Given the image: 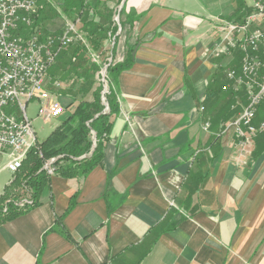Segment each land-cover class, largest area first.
<instances>
[{
  "label": "crops",
  "instance_id": "crops-1",
  "mask_svg": "<svg viewBox=\"0 0 264 264\" xmlns=\"http://www.w3.org/2000/svg\"><path fill=\"white\" fill-rule=\"evenodd\" d=\"M124 4L133 22L119 23L112 62L131 49L132 65L117 77L119 114L102 163L84 179L54 174L38 206L0 225V264H264V134L255 160L239 156L224 127L246 97L218 92L229 85L225 72L239 71V56L208 52L213 21H240L251 4ZM58 17L48 32L63 25ZM9 161L0 156V196L14 180Z\"/></svg>",
  "mask_w": 264,
  "mask_h": 264
},
{
  "label": "built area",
  "instance_id": "built-area-1",
  "mask_svg": "<svg viewBox=\"0 0 264 264\" xmlns=\"http://www.w3.org/2000/svg\"><path fill=\"white\" fill-rule=\"evenodd\" d=\"M36 15L35 0H0V156L7 155L10 159L6 169L13 178L30 150L38 145L32 121L26 113L29 103H38L37 115L43 122L57 120L65 114V105L49 92L47 85L48 70L56 63L58 55L71 45L81 43L87 46L92 62L100 66L98 58L88 48L78 19L65 20L61 33L43 34L34 25ZM115 21L119 33L118 16ZM213 23L214 41L208 49L211 56L240 55L239 71L232 68L225 72L229 85H223L221 91L231 92L236 97L243 92L246 104L225 124L224 132H231L237 138L239 156L249 157L255 141L264 134V0H253L249 12L240 21L216 18ZM111 64L110 57L101 71L104 103L109 86L106 68ZM56 85L62 87L59 83ZM238 104H233L231 109H236ZM204 125L208 130L207 122ZM58 159L45 160L41 170L53 176ZM15 205L27 209L34 202L26 197Z\"/></svg>",
  "mask_w": 264,
  "mask_h": 264
},
{
  "label": "trees",
  "instance_id": "trees-1",
  "mask_svg": "<svg viewBox=\"0 0 264 264\" xmlns=\"http://www.w3.org/2000/svg\"><path fill=\"white\" fill-rule=\"evenodd\" d=\"M37 4V15L35 18V26L40 25L38 20L48 21L57 17L56 8L62 9L64 15L71 17L75 16L81 23L80 30L84 34L85 41H88L92 46V51H100L104 47V44L112 40L113 45L109 50L108 58L115 57L116 38L114 36L117 32V27L111 30H105L102 26H97V17L102 15L98 11L99 7L103 10H107L106 1L104 0H35ZM123 0H117V5H120ZM125 4L120 9L119 23L122 30L124 29V23L131 24L133 19L131 16L126 15ZM112 12L106 11L104 17L109 21L112 17ZM65 15V16H66ZM66 16V17H67ZM125 16V21H122V17ZM68 18V17H67ZM109 39V40H108ZM132 50L128 49L126 58L122 63H115L109 65L107 69V76L109 78V93L104 95L107 103L108 111L103 113L105 107L103 105L104 100L102 98V85H99L91 93V101L74 98L73 101L66 106L71 108L74 103H77L73 108V111L63 119L59 126L41 143H38L37 147H34L27 154L25 160L22 163L21 168L15 175L14 180L5 187L2 196H0V206L2 202L14 196L17 192L30 193L33 199L34 205L31 208L21 209L19 207L11 206L9 209L3 211L0 208V225L3 223L12 221L18 218L19 215L28 213L33 207L40 204L38 202L39 196L49 183L50 176L41 170L45 160L52 158H59L55 163V175L61 176L66 179H84L87 177L91 170L101 165L103 157V145L107 140L111 131V119L119 114V104L115 96V88L117 86L118 75L126 70H130L132 65ZM239 62H240V55ZM50 75L52 78L58 77L59 81H66L75 75L82 82H87L93 78V76L100 72V68L97 64L91 61L89 57L87 46L76 43L71 45L67 50L62 51L58 55V61L56 62ZM223 84H219L218 92H222ZM230 98H236L235 94L230 93ZM241 95V94H240ZM95 138V148L93 147V139ZM252 150V160L257 158L256 153ZM39 154L41 155L39 157ZM74 205L72 201L68 207L71 210ZM57 224L60 226V219L57 220ZM61 234L66 238H69L66 230L61 229Z\"/></svg>",
  "mask_w": 264,
  "mask_h": 264
},
{
  "label": "rangeland",
  "instance_id": "rangeland-1",
  "mask_svg": "<svg viewBox=\"0 0 264 264\" xmlns=\"http://www.w3.org/2000/svg\"><path fill=\"white\" fill-rule=\"evenodd\" d=\"M48 2L51 1V0H47ZM53 1V0H52ZM55 1V0H54ZM106 1V7H107V10H103L102 7H99L98 8V11L99 13L101 12L102 15H100V17L98 16L97 17V26H102V28H104L105 30L109 29L111 30L112 28H118V25L116 24L117 21H115V18L119 15V6L120 5H117V0H104ZM253 0H246V3L247 4H251ZM106 11H110L112 12V17L111 19L108 21L104 15L106 13ZM56 12H57V17L56 18H59L58 16H60L63 20V25H64V21L67 20L68 22H71L73 20H75V16H72L69 17H66L64 15V12H62V9L60 8H56ZM55 18V19H56ZM53 19V20H55ZM53 20H48V21H42L41 20L39 21L38 20V23L40 25H38L37 27L40 29V32L43 33V34H47V33H50L46 30V25H48L50 22H52ZM60 23L61 21L58 20ZM118 23H119V17H118ZM80 22L78 24V26L81 28L80 26ZM63 25L60 24V26L58 27L59 30H57V33H61L62 30H63ZM48 28V27H47ZM54 29L56 30L57 28L54 27ZM109 40V39H108ZM87 45H88V48L90 49V51L92 52V55H95L98 61V64L100 65V72L95 74L93 76V78L87 82H82V80L79 78H77L75 75H72L71 78H69L68 80L66 81H63V80H60L59 82L62 83V86L66 85L65 87H56L57 85V78H52L50 77V75L52 74V70L53 67L55 66V64L48 70L49 71V74H48V77H47V85H48V90L49 92L55 97V98H61V97H71V98H74V95H75V98L77 100H80V99H86V97L88 96H91V93L94 89H96L99 85H102V90L104 88V84H103V80H102V74H101V71H102V68H103V64L106 62V60L108 59V57L110 55H108V52L109 50L112 48V45H113V41L112 40H109L107 41L105 44H104V47L102 49H100V51H92V46L91 44L86 41ZM90 53V52H88ZM89 57H91L89 55ZM58 61V57H57V60L56 62ZM91 61H92V58H91ZM107 75V73H106ZM108 78V76H106ZM105 77V80L107 81ZM59 79V77H58ZM104 79V78H103ZM109 80V78H108ZM107 92L109 93V88H107ZM102 93V92H101ZM63 100V99H62ZM63 102L66 104V106L68 105V102L67 100H63ZM65 106V107H66ZM75 106H72L71 108H65L66 112H69L70 113L73 111V108ZM37 110H38V103L36 102H30L29 105L27 106V110H26V113L27 115L29 116V119H31L32 121V127L33 129L35 130V133H36V139H37V142L38 143H41L45 140V138H47L54 130H55V127H58L59 124H60V121L64 119V115L63 114L61 117H59V119L57 120H51L49 122H43L40 118H38V115H37ZM264 138V137H263ZM31 194L32 192L30 193H24V192H17L15 193L14 196H10L9 198H7L6 200H4L0 206V208L2 209V213L3 211L9 209L11 206L13 207H16L15 203H17V201H19L20 199L22 198H31Z\"/></svg>",
  "mask_w": 264,
  "mask_h": 264
},
{
  "label": "water",
  "instance_id": "water-1",
  "mask_svg": "<svg viewBox=\"0 0 264 264\" xmlns=\"http://www.w3.org/2000/svg\"><path fill=\"white\" fill-rule=\"evenodd\" d=\"M124 2H125V0H123V1L121 2L120 6H119V10H118L119 12H120V9L122 8ZM104 92H105V90H104V88H103L101 95H102ZM103 105H104V107H105L103 113H107V111H108L107 104H106V103H103ZM94 141H95V138L93 139V142H94ZM95 146H96V145H95V142H94L93 147H92V150H94Z\"/></svg>",
  "mask_w": 264,
  "mask_h": 264
}]
</instances>
